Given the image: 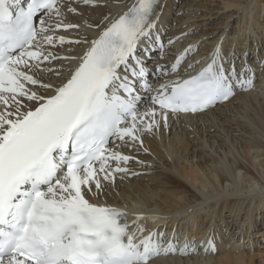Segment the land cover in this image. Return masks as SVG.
<instances>
[{
	"label": "snow or ice",
	"instance_id": "snow-or-ice-1",
	"mask_svg": "<svg viewBox=\"0 0 264 264\" xmlns=\"http://www.w3.org/2000/svg\"><path fill=\"white\" fill-rule=\"evenodd\" d=\"M158 3L135 0L91 43L67 83L45 100L25 85L50 87L34 78V70L49 62L51 53L44 54L37 36L51 29L41 21L37 32L34 19L45 12L59 17L57 0H0V264H149L177 251L171 241L154 242L155 233L135 242L122 222L127 213L89 203L82 190L91 191L94 184L99 191L101 174L109 180L128 171L119 166L108 170L109 161L126 164L131 159L108 149L110 137L137 141V131L151 132L158 123L155 111L137 115L135 87L120 74L124 68L137 80L147 75L135 52L155 27ZM53 39L43 35L44 43L52 45ZM70 42L59 38L61 44ZM191 50L177 57L173 72ZM132 59L135 66L129 68ZM234 76L235 69L226 71L220 62L217 46L196 76L174 82L170 92L169 85H162L152 102L164 110L165 123L168 112H202L233 96ZM18 97L39 106L22 110ZM129 118L131 126L121 127ZM189 247L185 244L180 253L187 254ZM209 250L215 251L212 241Z\"/></svg>",
	"mask_w": 264,
	"mask_h": 264
},
{
	"label": "bare ground",
	"instance_id": "bare-ground-1",
	"mask_svg": "<svg viewBox=\"0 0 264 264\" xmlns=\"http://www.w3.org/2000/svg\"><path fill=\"white\" fill-rule=\"evenodd\" d=\"M198 1L181 0L178 14L173 16L178 0H159L152 17L155 27L148 37L139 42L135 57L144 60L148 69L162 67L157 80L150 78L155 90L161 80L191 75L213 56L219 46L221 62L230 66L234 63L239 67L241 79L238 86L241 88L238 87L232 98L203 112H168L166 123L162 118L163 111L153 106L149 93H144L137 115L155 111L157 125L151 132L137 131V141L126 137L111 144L115 151L131 159L126 164L108 163V170L119 166L128 171L114 173L109 180H104L101 174L99 191L94 184L90 185L91 191L82 190L89 203L125 210L129 222H132L128 233L134 239H144L155 233L154 242L167 245L171 241L175 245V253L154 257L149 264H254L252 257L244 254V248L250 245L244 243L245 237L242 238L240 232L244 230L249 237L247 239L253 235H258L257 239L264 237V232L255 229L258 214L264 213V68L263 75L257 76L262 83L247 85V81L250 79L252 83L253 79L249 65L254 71L264 62V47L262 53H256L251 45V39L256 44L260 36L252 27L244 29L239 37H228V33L222 37L225 29L218 31L220 21L210 25V31L194 33L191 28L196 22L200 20L202 25L210 23L213 14L211 10L196 14L199 8L206 9ZM134 3L135 0H90L87 4L83 0L58 2L59 17L55 12L44 16L43 27L51 29L45 35L54 38L52 45L46 43L42 49L45 55L51 53L49 62L40 64L39 69L34 70V78L50 87L45 89L39 84H27L31 92L38 96L52 95L60 83L70 77L73 68L80 64L91 43ZM232 5L227 3L225 7ZM237 7L242 12L238 15L239 21L243 19L254 28L262 29L259 15L251 18L255 7L253 0H245ZM69 8L74 11H69ZM183 15L185 17L181 19ZM188 21L193 22L186 24ZM67 25L77 27L66 28ZM154 30L164 46L161 58L159 51L152 53L156 48ZM60 37L73 42L61 44ZM240 44L241 50L237 52ZM189 48L192 50L184 56L179 71L172 72L173 60ZM145 51H149L150 56H146ZM235 53H240L241 59L235 60ZM233 85L237 86L234 82ZM18 99L23 105L22 110H31L38 103L22 97ZM145 119L147 123L151 117ZM131 123L130 119L125 127H130ZM137 127L143 128L139 120ZM143 164L146 166L143 167ZM94 166L98 167V164ZM223 211L229 213V218L222 215ZM137 216L143 218L136 221ZM153 218L155 221L151 222ZM147 223L156 224L157 229L151 230ZM196 223L202 224L201 233ZM262 224L264 231V222ZM187 236H194L195 242L187 240ZM223 240L228 246L233 241L235 243L228 252H217ZM209 241L214 243L215 251H206ZM185 244L190 246L189 251L182 255L179 249ZM192 247L195 251L191 250Z\"/></svg>",
	"mask_w": 264,
	"mask_h": 264
},
{
	"label": "rangeland",
	"instance_id": "rangeland-1",
	"mask_svg": "<svg viewBox=\"0 0 264 264\" xmlns=\"http://www.w3.org/2000/svg\"><path fill=\"white\" fill-rule=\"evenodd\" d=\"M198 2L201 3L202 5H205L206 9L199 8L198 11L196 12V14H199L203 10H208L207 13H209V11L211 10V11H213V14L211 15L210 23H205V24L202 25L199 22L200 20H198V22H196L197 23L196 25H194V23H193V25H194L193 27L194 28L192 27L191 30L194 33L197 34L199 32L210 31L211 30V26L215 22H220V21L221 22L219 23L217 29H218V31H220L221 29H225L224 32L222 33V37H225V34H227V33H228V37L230 35L239 37L244 29H246L248 27H252L254 31H256L257 33L260 34V36L258 37L259 40H258V42L256 44H254L252 39H251L250 43H251L252 46H254L256 53H262L263 52V47H264V0H253V2L255 3V7L253 8L252 14H251V18L252 17L256 18L259 15L260 24L263 25V26H261L262 29L254 28L249 23H247V21H243V19H241L239 21L238 15H241L242 12L239 9L237 10V8H238L237 6H239L240 4L245 2V0H199ZM179 3H181V0H178V2H176L175 7L173 8V16H177V14H178L177 10H178V7H179ZM227 3H233L234 5L229 6V7H225V4H227ZM174 10L176 12H174ZM255 10H258V12H254ZM181 15H179V16H181ZM171 17H172V12H171L170 18ZM184 17L185 16L183 15L181 19H184ZM190 22H193V21H188V22H186V24L187 23L190 24ZM225 25H226V27H225ZM95 26H97V25H93L92 27H95ZM247 34H248V31H247ZM219 39L221 40V38H219ZM246 41H248V39ZM245 45H246V42H245ZM212 46H214V43L212 44ZM240 47H241V44L238 47L237 52H240V50H241ZM211 49H213V48H211ZM255 62H256V60H255ZM245 63L246 62H244V64ZM247 65H249V64H247ZM249 67H250V70L253 73V79H252V83H251L250 86H253L254 83L261 82L259 80V78H257V76L260 77V76L263 75L262 73H263V68H264V62L260 63V66L258 68H256L254 71L252 70L251 65H249ZM145 166H146V164H143V167H145ZM150 173H147V174H150ZM259 212L260 211H258V213ZM222 215L225 216V218H229V216H230L227 211H223ZM175 218L179 219L180 217H176L175 216ZM258 218L259 219L257 221V225H255L256 226L255 229L257 230V232H259V230L261 232H264L263 229L261 228V227H263L262 223L264 222V213L261 212V215L258 214ZM154 221H155V219L153 218L151 220V222H154ZM242 221H243V219L240 220L239 224ZM174 223H176V222H174ZM196 224L198 225V231L202 232L203 231L202 230L203 229L202 224L201 223H200V225H199V223H196ZM209 224H211L210 221H209ZM155 226H156V224H152L151 225V224L147 223V227H150L151 230L157 229ZM240 233L242 234V238L245 237L244 243L246 245H250V246H247L246 248H244L245 249V250H243L244 254L247 253V255H250V257H252V260H253L252 262L254 264H264V237L261 236V237H258V239H257L258 235L256 237H255V235H253V237H251L252 239L251 238L247 239L249 237H248V235L246 237V234L244 233V230L242 232H240ZM253 233L255 234V230L254 229H253ZM197 238H199V236ZM234 243H235V241H233V243L230 244V246L233 245ZM230 246H228L227 242L225 240H223L222 244L219 247L220 249L217 252H221V253L222 252H228L229 251L228 249H229Z\"/></svg>",
	"mask_w": 264,
	"mask_h": 264
}]
</instances>
